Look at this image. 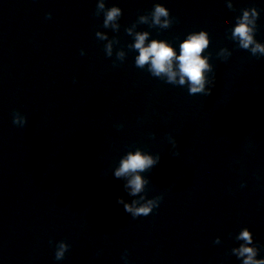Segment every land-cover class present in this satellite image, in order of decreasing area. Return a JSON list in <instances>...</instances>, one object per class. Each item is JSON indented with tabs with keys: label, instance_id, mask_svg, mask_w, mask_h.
Returning a JSON list of instances; mask_svg holds the SVG:
<instances>
[{
	"label": "clouds",
	"instance_id": "obj_1",
	"mask_svg": "<svg viewBox=\"0 0 264 264\" xmlns=\"http://www.w3.org/2000/svg\"><path fill=\"white\" fill-rule=\"evenodd\" d=\"M227 7L235 11L232 0H227ZM241 15L236 17L234 27L230 31V39L237 42V47L250 51L253 56H264V43L255 39L257 31V20L260 10L255 7H247L240 10ZM104 15L102 27L111 29L113 32H119L121 25L118 23L122 16V9L116 5L106 7L105 0H98L95 15ZM47 18H51V13L47 14ZM175 17H172L170 10L162 3H155L153 9L140 15L136 22L125 29L127 35L133 37L134 43L127 45L129 50H135L138 55L135 57V66L145 69L156 78L164 80L166 83L175 86H186L189 95L203 94L209 96L212 88L215 87L216 74L212 64L209 62L208 55H204L210 46L209 33L205 30L198 32H190L186 38L179 44V54L176 48L166 40L151 39L149 31H136L138 24H147L150 28L168 29L172 26ZM96 37L100 41H107L104 45V51L107 57L114 54L113 46L119 44V38L113 36L109 38L107 32L97 31ZM148 41V43H146ZM84 52L81 50V55ZM127 53L123 48L115 51L116 61L123 62ZM216 55L224 61L232 55L228 48H221ZM116 61H113L116 66ZM211 73V76L209 74ZM13 124L20 127L27 125V117L19 111L13 114ZM123 127V125H119ZM155 138V133L150 134ZM169 142L172 145L173 156H179L178 141L175 137L168 135ZM161 160L159 153L153 155L141 148H135V151H128L121 157L118 166L113 171L116 179L124 181V190L129 196L135 197L131 202L125 201L123 197L117 198V203L123 205L125 212L131 214L135 219L141 216H148L157 209L163 200V196L147 197L146 186L149 179L142 173L148 172L156 167ZM236 240L242 241L239 247L232 248L231 252L238 259L242 260V264H264V258L258 259L260 247L254 243L253 233L249 228L244 227L235 237ZM51 243V241H50ZM215 243H220L217 237ZM70 245L61 240L56 244L55 259L63 260ZM123 258L127 264V250H125Z\"/></svg>",
	"mask_w": 264,
	"mask_h": 264
}]
</instances>
